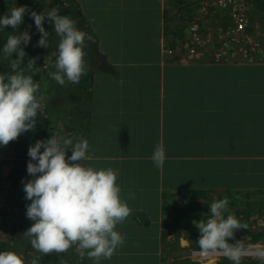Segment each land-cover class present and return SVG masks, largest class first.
Masks as SVG:
<instances>
[{
  "label": "crops",
  "instance_id": "crops-1",
  "mask_svg": "<svg viewBox=\"0 0 264 264\" xmlns=\"http://www.w3.org/2000/svg\"><path fill=\"white\" fill-rule=\"evenodd\" d=\"M153 1L159 13L169 8L166 0H125L131 15L109 17L121 0H93L95 9L91 0H77L100 38L106 63L95 75L90 158L83 163L117 171L120 196L132 209L138 200L142 206L155 201L162 206L165 187L195 193V205L206 203L209 192H264V65L230 67L166 56L163 26L151 22ZM1 4L7 7V0ZM160 24L165 26V18ZM22 25L28 29L31 22ZM100 90L106 91L107 107ZM256 111L263 117L257 129L248 124L257 119ZM157 145L167 157L160 168L150 159ZM159 261L158 256L155 264Z\"/></svg>",
  "mask_w": 264,
  "mask_h": 264
},
{
  "label": "clouds",
  "instance_id": "clouds-1",
  "mask_svg": "<svg viewBox=\"0 0 264 264\" xmlns=\"http://www.w3.org/2000/svg\"><path fill=\"white\" fill-rule=\"evenodd\" d=\"M10 3L13 0H9ZM14 3L15 6L0 14V31L6 26L16 29L0 47V57H12L10 71L0 73V147L35 129L44 101L40 84L33 79L39 71L35 67L36 59L30 58L27 65H23L27 55L25 48L31 40L30 30H19L25 15L34 21L36 32L40 34L38 47L51 48L45 20L52 26L51 31L58 38L55 71H49L47 76L61 86L66 82L78 84L87 74L85 48L87 42L93 40L90 33L79 29L70 17L58 14L56 8L37 12L17 5L16 0ZM200 10L206 11V8ZM51 55L45 58L46 64ZM69 151L71 155H67ZM27 155L30 159L26 172L31 179L22 180V184L24 199L30 201L25 215L32 223L23 237L36 252L44 255L63 253L75 246L76 253L81 258L86 256L93 264H99L101 258L110 259L124 243L123 236L115 230L116 225L131 211L120 196L117 171L96 169L83 163L90 158L87 139L74 141L71 137L51 134L45 140L31 143ZM165 158L163 148L157 145L150 157L154 166L162 167ZM132 195L130 193L129 198ZM228 203L227 197L214 200L209 204L207 219L193 222L200 233L196 242L199 255L205 259L221 256L231 264H242L251 252L259 264H264V245L246 247L241 241L229 242L236 230L247 229V225L228 211ZM0 264H25V261L16 252L0 251ZM31 264H36L35 258Z\"/></svg>",
  "mask_w": 264,
  "mask_h": 264
},
{
  "label": "rangeland",
  "instance_id": "rangeland-1",
  "mask_svg": "<svg viewBox=\"0 0 264 264\" xmlns=\"http://www.w3.org/2000/svg\"><path fill=\"white\" fill-rule=\"evenodd\" d=\"M69 1H74L78 5L77 0ZM166 1L169 8L165 13L163 11L160 13L157 11V3L154 1L152 5L150 4V6H148L150 14L151 9L153 11V16L151 17L153 25H157L158 29L163 26V29L159 30V33L165 35V40L167 39L166 56L180 55L181 58L186 57V61L193 63L196 62V57H200L199 59H208L217 64H221L220 62L228 63L230 67L249 66L252 64L264 65V0H247L245 2L244 15L246 17V25L243 31L236 29V21L233 27V19L228 13H219L220 15H218L209 5H206L207 12L204 10L203 13L202 11L200 12V5H192L188 0ZM121 2V8H111V11L109 10V17H129L131 15V12L125 5V0H121ZM92 5L93 0H91V8L95 9V6L92 7ZM35 6L36 9H34L37 12L43 11L44 8H54L53 4L49 2L45 4L38 2V4L35 3ZM7 9L8 7H4L0 4V14L5 13ZM80 13H82L81 9ZM82 16L84 17L83 13ZM161 17L165 18V26L164 24H160ZM84 19L86 20L85 17ZM31 22L33 23L34 21L31 19ZM45 22H47V19ZM86 23L88 25L87 20ZM116 24L120 26V28H124L122 23L116 22ZM223 26H225L226 31L229 30L230 32L227 38L229 41L227 46L222 44L224 38H222L221 35L226 34L225 30H221ZM85 28L86 25L84 26V30ZM20 29V31H23L27 28L25 26V29H23V25H21ZM31 33V40L27 48L32 49V47H35V49H39V47L36 48V42L40 37L39 33L36 32L35 26ZM89 33L93 37V40H91V47L95 50L96 42H100V38L92 28ZM118 36H120V34L116 33L111 38L115 40ZM51 41L52 37H50V42ZM139 47H142V45ZM99 50H95L96 56L98 57L93 59L89 56L85 60L87 67L94 69L95 75L98 74L101 64L105 61V57L100 54ZM48 52L49 49L42 47L40 53L37 52V55L34 53L35 55L25 56L23 65L26 66L30 58L36 59L35 67L38 68L39 71L33 75V79L40 84V94L44 97L43 105H45L40 111L47 116L50 114L57 116L59 112L63 111V104L66 102L68 103V93L71 92V88L69 84L61 86L48 78L47 73L49 71H55V63H53L51 59L50 62L46 64L45 58L48 56ZM175 58L176 57L173 59ZM11 59L12 57L8 56L0 57V73L10 71ZM95 82H97V79L94 77L92 87ZM99 92L102 93L101 99H107L104 94L106 91L100 90ZM103 102L105 101H102V103ZM262 102L264 103V100H262ZM107 103L108 99L103 105L107 107ZM256 114L257 119L248 122V124L254 126L255 129L258 128V118L261 117L258 115L257 111ZM58 117L59 116L52 118V120L54 121V119L56 120ZM63 119L65 122L66 116ZM245 120L248 121L247 116ZM53 128H55V130H53ZM66 130L67 133H59L63 132L60 123L56 124L54 127L48 128L50 135L56 134L59 136L71 137L73 140L79 137L70 135L67 127ZM18 138L10 141L2 148L10 151V146L17 143ZM41 138V140L46 139L44 137ZM167 144L168 142L165 143V146ZM90 146L91 143H89V152ZM67 155H71V151H69ZM12 159L13 155L11 151L8 152L6 156L4 153H0V185L3 186V188H12L11 178H13V176L7 171L8 169L5 166L7 165L5 161ZM136 160L137 158L135 162ZM164 162H167V157ZM146 165L150 166L152 163L148 162ZM13 183L14 181L12 185ZM147 184L150 187L149 183ZM160 190L162 206L156 201L153 203L146 202L148 204L142 206L141 204L144 203L140 200L134 205L133 209L131 208L132 206L128 205L131 210L130 215L123 222L118 223L115 229L123 236L124 243L115 250L110 259L101 258V264H120L118 262L120 258L122 261L126 262V264H155L158 256L161 261V263L160 261L158 262L159 264H188V261L193 264H231L228 259L221 256H212L205 259L199 255V247L196 245V242L198 241L200 233L194 227L193 222L195 221H192L194 217L196 218V222L197 220L207 219L209 215L208 212L210 211L209 204L214 200L225 197H227L229 201L227 205L228 211L235 217L241 210V207L244 206L243 204L250 208V210L243 214V216L247 218L241 220L242 224L247 225V229L241 228L236 230V235L231 238L229 242L235 243L236 241H241L246 247L258 243L264 245V192L258 194L256 192H246L245 194L239 195H237V193L236 195L233 193L231 194V191L209 192L207 194L206 203L202 202L201 204L195 205L192 202L197 201L195 193H186V191L183 192V190L171 191L167 187L163 189L160 188ZM184 194L187 197H184ZM188 207L189 213L187 218H185L182 215L186 214L185 210ZM193 207H196V209L191 211ZM196 210L201 211V213L199 212L197 214ZM1 212L0 208V251H12L19 254L21 247H19V245L17 246V239L21 241L25 240L27 243H29V241L27 238L23 237L25 230H19V234L11 233V231L12 225L15 224L13 217H17L19 213H22L23 209L17 207V213L13 215L10 209L5 206L3 214H1ZM227 214L226 212L225 215ZM254 231L256 233H254ZM189 239L194 240V243H191ZM15 242L16 244H14ZM117 254H119V257L117 259L113 258L114 255ZM19 255L23 260L25 259V254ZM25 264L27 263L25 262ZM66 264H93V262L86 256L81 258L77 255V257H75V263H72V258H70L66 261ZM242 264H259V262L250 252V254L243 259Z\"/></svg>",
  "mask_w": 264,
  "mask_h": 264
},
{
  "label": "trees",
  "instance_id": "trees-1",
  "mask_svg": "<svg viewBox=\"0 0 264 264\" xmlns=\"http://www.w3.org/2000/svg\"><path fill=\"white\" fill-rule=\"evenodd\" d=\"M34 1H36V4H38V2H41L43 4L49 2L53 4L54 8L58 7L56 8L58 14L62 16L70 17L74 22H77V27L79 29L86 31L88 33L90 32L91 29L88 27L86 20L82 16V13H80L79 6L74 1L70 2L69 0H20V4L18 5L29 6L28 8L29 10H34L35 8L33 6ZM0 4H1V0H0ZM16 4H17V0H16ZM13 6H15L14 0L13 3L10 4H9V0H7V7H13ZM24 20L25 23L31 22V18L27 14L25 15ZM85 25L86 28L84 30ZM34 26H35L34 22L33 23L31 22V28L30 29L28 28V30H30V33L33 31ZM44 26L50 32V37H52V41L50 42L51 48H48L49 49L48 56L52 53L51 61L55 63L54 53H55V45L57 43L58 38L55 36V33L51 31L52 26L48 22H45ZM15 31L16 29H12L11 27L6 26L5 30L0 32V46L3 45V43L5 42L4 40L10 34V32H15ZM37 47L38 46H36V48ZM32 49L26 47L25 48L26 54L29 56L35 54L37 55V52L40 53L42 47H39V49L38 48L35 49V47H32ZM95 50L98 51V42H96ZM95 50H93L91 47V41H88L85 48V52H86L85 60L89 56H91L93 59L98 57L96 56ZM103 64H106L105 61ZM103 64H101V67H103L102 66ZM94 77H95L94 69L87 67V74L82 76L78 84H69L71 88V92L68 93L69 105L67 102L63 104L64 105L63 111L59 112V114L57 115L59 117L56 120L54 119L53 121L52 118H55L57 116H53V114L47 116L39 110L38 120L35 129L23 133L21 136H19L17 143L12 144V146H10L11 147L10 151L13 155V159L5 161V164H7L5 166L8 169L7 171L10 172L11 175L13 176V178H11L12 188L11 189L3 188V186L0 185V208L2 211L1 214H3L5 206L6 208L10 209L13 215L17 213V207L23 209L22 213H19L17 217H13L15 224L12 225L11 233L19 234L20 233L19 230L21 229L26 231L31 226L32 223L25 215L26 204L30 203V201H26L24 199L25 193L23 191V184H22V180L26 181L27 179H31V177L28 176L26 172V166L30 159L27 155V151L30 144L34 143L36 140H41L42 139L41 137H44L46 139L49 138L50 134L48 132V128L54 127L58 123H60L61 128L63 130V132H59L60 134L67 133L66 132L67 131L66 127H67L70 135H73L75 137L79 136L75 140L87 139L88 142L90 143V135L92 132L93 117H94V109L92 105V101H93L92 84ZM66 84L68 83L66 82ZM44 106L45 105H43L42 108ZM65 116H66V120L64 122L63 118ZM53 130H55V128H53ZM10 151L4 150V148L0 147V153H4L5 156ZM13 181L14 183L12 185ZM246 206L245 205L242 206L241 210L236 215V218L240 222L241 220L247 218L244 217L243 214L244 212L250 210V208ZM254 233L256 232L254 231ZM235 235L236 232L234 236ZM189 240L191 243H194V240L192 239ZM14 244H16V242ZM18 245L19 247H21L19 250V254H25L24 261L27 264H31V261L34 258L36 260V264H66V261L70 258H72V263H75V257H77L78 255L75 251V246H72L73 248L70 247L66 252L63 253H58V254L50 253L44 255L39 252H36L31 247L30 243H27L25 240L21 241L17 239V246ZM188 264H193V263L188 261Z\"/></svg>",
  "mask_w": 264,
  "mask_h": 264
},
{
  "label": "built area",
  "instance_id": "built-area-1",
  "mask_svg": "<svg viewBox=\"0 0 264 264\" xmlns=\"http://www.w3.org/2000/svg\"><path fill=\"white\" fill-rule=\"evenodd\" d=\"M246 1L247 0H188L190 4L200 5L199 7L201 8H206V5H209L218 13H228V15L233 19V27L237 22L236 29L239 31H243L246 25V17L244 15ZM221 30L226 31L225 26H223ZM229 35V30L226 31V34L221 35V37L224 38V40H222V44L224 46L229 44L227 39Z\"/></svg>",
  "mask_w": 264,
  "mask_h": 264
},
{
  "label": "flooded vegetation",
  "instance_id": "flooded-vegetation-1",
  "mask_svg": "<svg viewBox=\"0 0 264 264\" xmlns=\"http://www.w3.org/2000/svg\"><path fill=\"white\" fill-rule=\"evenodd\" d=\"M104 63V62H103Z\"/></svg>",
  "mask_w": 264,
  "mask_h": 264
}]
</instances>
